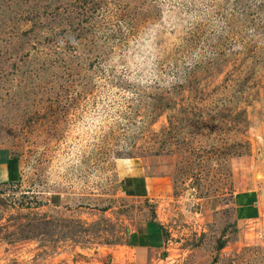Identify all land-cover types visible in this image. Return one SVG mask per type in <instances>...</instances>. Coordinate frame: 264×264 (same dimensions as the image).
I'll list each match as a JSON object with an SVG mask.
<instances>
[{"label": "rangeland", "instance_id": "rangeland-1", "mask_svg": "<svg viewBox=\"0 0 264 264\" xmlns=\"http://www.w3.org/2000/svg\"><path fill=\"white\" fill-rule=\"evenodd\" d=\"M0 149V264H264V0H0Z\"/></svg>", "mask_w": 264, "mask_h": 264}, {"label": "crops", "instance_id": "crops-1", "mask_svg": "<svg viewBox=\"0 0 264 264\" xmlns=\"http://www.w3.org/2000/svg\"><path fill=\"white\" fill-rule=\"evenodd\" d=\"M12 177H14L13 158L6 153V150L0 149V181L10 180ZM232 206L235 217L238 219L252 220L261 214L258 192L255 190L235 193L232 198ZM127 234L130 241L128 245L138 248H158L163 243L161 223L153 219L146 220L139 228L129 229L126 231Z\"/></svg>", "mask_w": 264, "mask_h": 264}]
</instances>
